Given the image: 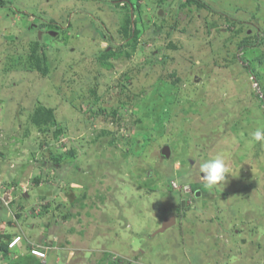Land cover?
I'll return each mask as SVG.
<instances>
[{"label":"rangeland","instance_id":"1","mask_svg":"<svg viewBox=\"0 0 264 264\" xmlns=\"http://www.w3.org/2000/svg\"><path fill=\"white\" fill-rule=\"evenodd\" d=\"M260 126L264 0H0V264H264Z\"/></svg>","mask_w":264,"mask_h":264},{"label":"clouds","instance_id":"2","mask_svg":"<svg viewBox=\"0 0 264 264\" xmlns=\"http://www.w3.org/2000/svg\"><path fill=\"white\" fill-rule=\"evenodd\" d=\"M251 141L264 143V126L256 128L251 134ZM200 172L203 174V179L206 181V186L209 189L220 186L223 182H226L228 176V166L225 156L221 153H217L209 157L206 161L201 163ZM21 243L22 241L18 246H20Z\"/></svg>","mask_w":264,"mask_h":264},{"label":"trees","instance_id":"3","mask_svg":"<svg viewBox=\"0 0 264 264\" xmlns=\"http://www.w3.org/2000/svg\"><path fill=\"white\" fill-rule=\"evenodd\" d=\"M200 6H204L203 5V3H201V2H197ZM109 53V51L108 50H106L105 51V53L104 54H108ZM46 119V122H52V123H54V121H55V118H54V114H53V111L52 110H47V111H45V112H43V113H40L39 114V116L37 117V120H39V119ZM60 132L59 131H57V134H59ZM60 157H56V161H59L60 159H59ZM40 180H41V178L40 177H37V178H35L34 179V181L38 184L39 182H40ZM28 248V251H29V247H27ZM40 249H42L43 250V248H40ZM0 251L2 252V253H4L5 255H7L8 254V252L9 251H11V250H9V248H8V244H6V243H2L1 245H0ZM29 254H30V252H29ZM31 255V254H30ZM36 258V257H35ZM37 259V258H36ZM40 260V259H39ZM13 264H18L17 262H14Z\"/></svg>","mask_w":264,"mask_h":264},{"label":"built area","instance_id":"4","mask_svg":"<svg viewBox=\"0 0 264 264\" xmlns=\"http://www.w3.org/2000/svg\"><path fill=\"white\" fill-rule=\"evenodd\" d=\"M22 241V237L18 236L9 244L10 250H15L18 247V244ZM30 253L34 255L36 258L45 260L46 252L39 247L31 246Z\"/></svg>","mask_w":264,"mask_h":264},{"label":"water","instance_id":"5","mask_svg":"<svg viewBox=\"0 0 264 264\" xmlns=\"http://www.w3.org/2000/svg\"><path fill=\"white\" fill-rule=\"evenodd\" d=\"M162 155L165 157V158H169L170 156V148L169 146H165L163 149H162ZM200 195V192L198 191L197 192V196ZM176 223V219L175 217H170L168 219H166L163 224H162V227L156 232V234L158 233H163L165 232L167 229H169L171 226H173L174 224ZM155 234V235H156Z\"/></svg>","mask_w":264,"mask_h":264}]
</instances>
